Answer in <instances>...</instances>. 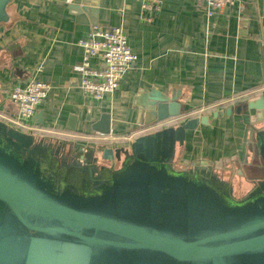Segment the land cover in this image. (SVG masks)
<instances>
[{
	"label": "water",
	"instance_id": "water-1",
	"mask_svg": "<svg viewBox=\"0 0 264 264\" xmlns=\"http://www.w3.org/2000/svg\"><path fill=\"white\" fill-rule=\"evenodd\" d=\"M77 1L69 8L81 17L98 6ZM139 98L145 130L118 146L0 120V264H264V182L258 198L233 202L198 179L197 168L175 169L176 143L210 117L179 120L185 111L175 92ZM262 105L246 102L235 112ZM110 124L104 113L93 128L109 134ZM164 155L170 162L159 160ZM55 175L62 186L73 183L74 194L57 190Z\"/></svg>",
	"mask_w": 264,
	"mask_h": 264
},
{
	"label": "crops",
	"instance_id": "crops-1",
	"mask_svg": "<svg viewBox=\"0 0 264 264\" xmlns=\"http://www.w3.org/2000/svg\"><path fill=\"white\" fill-rule=\"evenodd\" d=\"M76 2L9 0L0 10V120L12 125L8 120L18 109L11 91L35 78L50 87L37 108L38 127L55 139L100 137L118 146L143 128L139 96L155 90L168 98L175 92L185 111L179 120L210 117L176 143L175 164L234 168L246 178L254 152H261L264 168V0H239L212 15L203 0H162L151 23L142 20L141 0H97L96 11L85 17L69 8ZM95 25L123 26L137 55L119 89L102 100L82 91L75 69L84 56L78 41ZM260 100L262 106L235 112L239 104ZM104 113L111 115L109 134L93 128ZM250 177L264 178V169Z\"/></svg>",
	"mask_w": 264,
	"mask_h": 264
},
{
	"label": "built area",
	"instance_id": "built-area-1",
	"mask_svg": "<svg viewBox=\"0 0 264 264\" xmlns=\"http://www.w3.org/2000/svg\"><path fill=\"white\" fill-rule=\"evenodd\" d=\"M203 1L207 6V14L212 15L239 0ZM141 2L145 14L142 20L147 23L153 22L155 15L162 9V0H141ZM78 44L84 50L82 62L75 67L81 74L82 91L95 100H102L112 95L119 89L121 80L137 59L125 29L123 26L106 29L95 25L89 36L80 39ZM93 61L100 63V66L93 65ZM49 88L47 83L35 78L25 84H17L12 89L10 97L18 111L16 116L8 121L13 126L29 132L38 128L34 122V116L38 105L46 98Z\"/></svg>",
	"mask_w": 264,
	"mask_h": 264
},
{
	"label": "flooded vegetation",
	"instance_id": "flooded-vegetation-1",
	"mask_svg": "<svg viewBox=\"0 0 264 264\" xmlns=\"http://www.w3.org/2000/svg\"><path fill=\"white\" fill-rule=\"evenodd\" d=\"M182 121V120H181ZM261 152L259 155L256 156V152H254V157H253V161L251 164H249L250 166V170L252 173L253 172H258L261 169H264L262 166L261 161H263L262 159V155ZM256 156V157H255ZM132 160V159H131ZM160 161H164V162H170L169 160V155H164L163 157H159ZM158 160V161H159ZM156 162L155 164H159V162ZM171 163L173 164V166L175 167V169L177 170H190L193 168H197V174H198V179H202L204 182L206 183H210L212 184L214 187L217 185V187H215L217 189L218 192H220L221 194H223V196H226L227 198H229V200H233V202H239V201H243L245 200L249 195H251L252 193L254 194L253 198H258L259 197V193H255L254 191L258 190L259 187L261 186V183L264 182V178H255V177H250L252 176V173H248V177H246V182L250 183L251 187L249 188L247 194H242L237 192L238 185L236 183H238L235 180V169L232 168L231 170H229L228 168H224L223 170H216L214 167L211 166H205V165H200V164H195L194 166H179L177 164L174 163V161L172 160ZM161 164V163H160ZM214 173L215 175H217L218 177L216 178L215 176H213ZM153 178V177H152ZM219 179V180H217ZM152 183L157 182L156 179H151ZM164 181V180H163ZM179 181V180H178ZM223 181H225L227 184H225ZM61 181H58L55 175V185H57V190L60 189L61 193L63 194H67V195H72L74 193H72V191H75V187L73 183H70L69 181L65 182L63 184V186L60 184ZM242 182V181H240ZM197 183V182H196ZM174 189V188H173ZM193 190H198V188H196L195 185H193L192 187ZM230 189V191H229ZM178 191V193L181 192V188L175 189ZM221 202V200H220Z\"/></svg>",
	"mask_w": 264,
	"mask_h": 264
},
{
	"label": "rangeland",
	"instance_id": "rangeland-1",
	"mask_svg": "<svg viewBox=\"0 0 264 264\" xmlns=\"http://www.w3.org/2000/svg\"><path fill=\"white\" fill-rule=\"evenodd\" d=\"M230 101H232V100H230ZM234 178L238 182V183H236L238 185L237 187H239V185H240V188H242V189L238 188L237 192L242 193L244 195L247 194L251 185H250V183L246 182V180H245L246 178L245 177L242 178V177H238V176H235ZM240 181H242V182H240Z\"/></svg>",
	"mask_w": 264,
	"mask_h": 264
}]
</instances>
